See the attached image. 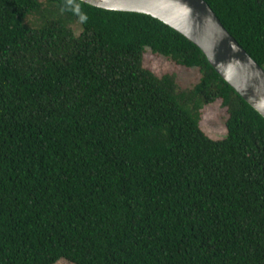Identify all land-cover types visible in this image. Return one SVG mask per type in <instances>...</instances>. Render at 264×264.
I'll return each mask as SVG.
<instances>
[{"label": "trees", "instance_id": "obj_1", "mask_svg": "<svg viewBox=\"0 0 264 264\" xmlns=\"http://www.w3.org/2000/svg\"><path fill=\"white\" fill-rule=\"evenodd\" d=\"M204 1L264 69V0ZM146 49L198 82L155 75ZM59 260L264 264V118L149 15L0 0V264Z\"/></svg>", "mask_w": 264, "mask_h": 264}, {"label": "water", "instance_id": "obj_2", "mask_svg": "<svg viewBox=\"0 0 264 264\" xmlns=\"http://www.w3.org/2000/svg\"><path fill=\"white\" fill-rule=\"evenodd\" d=\"M108 11L149 15L196 45L219 76L264 118V69L204 0H79Z\"/></svg>", "mask_w": 264, "mask_h": 264}, {"label": "rangeland", "instance_id": "obj_3", "mask_svg": "<svg viewBox=\"0 0 264 264\" xmlns=\"http://www.w3.org/2000/svg\"><path fill=\"white\" fill-rule=\"evenodd\" d=\"M143 65L157 76L173 74L177 83L183 88H190L195 85L200 73L196 68H185L179 66L167 58L153 54L149 49L144 53ZM200 127L203 132L213 140H220L226 136V111L221 107L220 102L205 106L202 109ZM55 264H71L66 260H59Z\"/></svg>", "mask_w": 264, "mask_h": 264}]
</instances>
